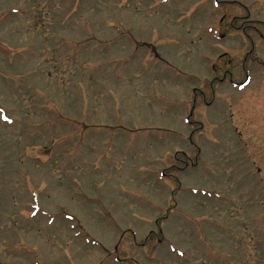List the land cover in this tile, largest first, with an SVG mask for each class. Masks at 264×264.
<instances>
[{
	"label": "rangeland",
	"instance_id": "obj_1",
	"mask_svg": "<svg viewBox=\"0 0 264 264\" xmlns=\"http://www.w3.org/2000/svg\"><path fill=\"white\" fill-rule=\"evenodd\" d=\"M0 264H264V0H0Z\"/></svg>",
	"mask_w": 264,
	"mask_h": 264
},
{
	"label": "flooded vegetation",
	"instance_id": "obj_2",
	"mask_svg": "<svg viewBox=\"0 0 264 264\" xmlns=\"http://www.w3.org/2000/svg\"><path fill=\"white\" fill-rule=\"evenodd\" d=\"M232 26H233V25H232ZM224 36L226 37V34H223V35H222V37H224ZM227 54H229V53H228V52H225V53H224V56H226ZM226 74H227V71H226V73H225V75H224L225 77L227 76Z\"/></svg>",
	"mask_w": 264,
	"mask_h": 264
}]
</instances>
